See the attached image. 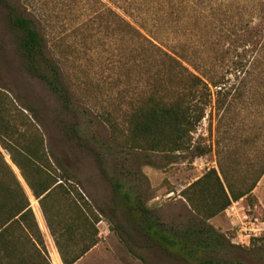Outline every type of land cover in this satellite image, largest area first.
<instances>
[{"label": "trees", "instance_id": "16d2710c", "mask_svg": "<svg viewBox=\"0 0 264 264\" xmlns=\"http://www.w3.org/2000/svg\"><path fill=\"white\" fill-rule=\"evenodd\" d=\"M106 1L114 2L119 12L97 1L100 11L89 8L90 13H96L106 29L112 19L121 43L118 63L122 67L130 63L138 79L135 98L128 103L130 111L125 113L122 126L112 111L100 115L109 126L114 144L125 150L163 154L196 151L194 157H201L205 153L194 145V135L208 109L213 108L219 116V137L214 143L216 168H209L181 191L199 221L198 228L194 224L180 232L168 228L162 233L147 217L143 204L135 202L121 184L114 183V192L143 223L139 226L145 236L164 252L186 251L194 256L198 250L221 247V235L207 222L233 203L250 198L264 176V124H258L259 119L264 120V0L249 2L247 15L240 18L229 15L230 2ZM48 3L36 2L41 11L36 15V28L34 21L20 15L14 5L0 0V7L5 10L7 24L16 32L17 49L26 71L45 84L62 111L69 114L75 106L71 85L64 83L62 67L37 29L46 18L51 19L49 13L45 16L44 6ZM85 5L92 7L90 3ZM166 24L171 27L168 32ZM198 28L202 32L199 39L212 48L209 53H200L196 48ZM249 101L255 111L250 113L249 121H239ZM257 108L261 109L259 114ZM24 111L31 110L19 108L0 89V149L8 154L38 202L62 264H75L98 244L99 215L71 186L69 171L52 166L42 133ZM68 135H78L75 124ZM206 152H212V148ZM43 248L29 198L0 152V264H50ZM52 263L60 264L54 250ZM204 264L219 263L207 260Z\"/></svg>", "mask_w": 264, "mask_h": 264}, {"label": "rangeland", "instance_id": "374dc122", "mask_svg": "<svg viewBox=\"0 0 264 264\" xmlns=\"http://www.w3.org/2000/svg\"><path fill=\"white\" fill-rule=\"evenodd\" d=\"M4 1L14 5L23 17L32 19L36 28V15L41 14L36 8L38 0ZM48 1L44 10L45 16L49 13L51 19L43 16L45 21L37 29L61 65L64 83L71 85L73 112L65 114L48 87L26 71L17 49L16 32L7 24L5 10L1 7L0 89L19 108L31 110L24 112L33 118L42 133L52 166L60 165L69 171L71 186L99 215L96 225L98 244L75 264H204L207 260L219 264H264V232L250 239L240 236L236 220L232 221L226 211L207 222L208 227L221 235V247L201 249L194 256H189L186 251L168 254L151 237L145 236L139 226L143 223L132 215L131 208L122 204L123 198L114 192V183L121 184L135 202L139 200L143 204L148 211L147 217L162 233L168 228L180 232L194 224L198 228L199 221L181 197V191L207 169L216 168L214 143L219 137V116L213 108L208 109L194 135V145L205 153L201 157H194L196 151L163 154L125 150L115 145L109 126L100 115L112 111L122 126L125 113L130 111L128 103L135 98L138 79L130 63L125 67L118 63L121 43L112 19L109 18L111 22L106 29L89 8L99 10L101 5L97 1H100L114 12L119 11L114 2L106 0ZM211 1L219 4L230 2L233 10H229V15L240 18L247 15L249 2L260 0ZM87 2L92 7L85 5ZM85 9L87 13L84 14ZM89 15L94 17L91 19ZM166 25L168 32L171 27ZM200 29H197L196 48L200 53L207 50L209 53L212 48L208 49L209 45L204 46L199 39L202 36ZM156 37L166 41L165 37ZM249 103L243 106L239 121H249L250 113L255 111ZM260 111V108L256 109V113ZM73 124L77 127L76 137L68 135ZM258 124L263 125L264 120L259 119ZM210 147L212 152H206ZM0 152L21 182L35 218L38 214L36 208L42 215L39 204L11 164L9 156L1 149ZM237 203L241 219L246 216L249 221L256 219L264 224V176L251 197ZM42 218L45 228L39 229L44 243L42 252L53 264L52 250L59 254L43 215Z\"/></svg>", "mask_w": 264, "mask_h": 264}, {"label": "built area", "instance_id": "2783aa9c", "mask_svg": "<svg viewBox=\"0 0 264 264\" xmlns=\"http://www.w3.org/2000/svg\"><path fill=\"white\" fill-rule=\"evenodd\" d=\"M238 203H233L227 210V214L231 217V220H236V224L238 227V233L240 236L245 238H256L262 235L264 229L260 226L264 227V224L260 221L254 219L249 221L246 216L241 219L239 214Z\"/></svg>", "mask_w": 264, "mask_h": 264}, {"label": "crops", "instance_id": "0c3cea01", "mask_svg": "<svg viewBox=\"0 0 264 264\" xmlns=\"http://www.w3.org/2000/svg\"><path fill=\"white\" fill-rule=\"evenodd\" d=\"M207 170H208V169H207ZM196 179H197V178H196ZM196 179H195V180H196ZM195 180H193V181H195ZM193 181H192V182H193ZM188 185H189V184H188ZM183 200H184V199H183ZM184 201H185V200H184ZM36 204H38L37 201H36ZM36 210H37V212H38V214L36 213V222H37V224H38V227H40L39 229L42 228V230H45L42 215L40 214L39 209L36 208ZM57 256H58V255H57ZM58 258H59V256H58ZM59 262H60V264H61L60 258H59Z\"/></svg>", "mask_w": 264, "mask_h": 264}, {"label": "water", "instance_id": "95a60500", "mask_svg": "<svg viewBox=\"0 0 264 264\" xmlns=\"http://www.w3.org/2000/svg\"><path fill=\"white\" fill-rule=\"evenodd\" d=\"M5 155H8L7 153H5Z\"/></svg>", "mask_w": 264, "mask_h": 264}]
</instances>
